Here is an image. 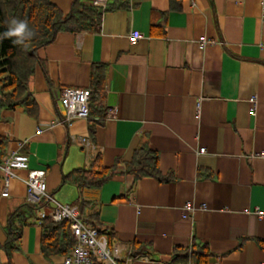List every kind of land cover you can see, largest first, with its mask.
<instances>
[{
  "label": "crops",
  "instance_id": "0c3cea01",
  "mask_svg": "<svg viewBox=\"0 0 264 264\" xmlns=\"http://www.w3.org/2000/svg\"><path fill=\"white\" fill-rule=\"evenodd\" d=\"M53 1L68 14L74 0ZM86 1L105 7L114 0ZM129 1L106 11L96 31L62 32L38 51V114L3 111L0 158L26 153L30 169L47 170L55 200L90 202L86 214L99 213L121 259L148 257L133 264H200L172 262L177 248L193 242L208 243L204 264H264V0ZM96 65L106 74L104 119L93 128L90 119L67 123L62 92L93 89ZM110 108L116 117H106ZM144 141L159 153L167 180L125 172ZM98 156L118 169L102 187L64 182ZM16 174L2 197L0 172L1 244L10 213L27 202L28 171ZM189 203L195 208L184 217ZM41 241V225L29 220L12 263L63 260L46 257ZM1 256L8 261L5 250Z\"/></svg>",
  "mask_w": 264,
  "mask_h": 264
},
{
  "label": "trees",
  "instance_id": "16d2710c",
  "mask_svg": "<svg viewBox=\"0 0 264 264\" xmlns=\"http://www.w3.org/2000/svg\"><path fill=\"white\" fill-rule=\"evenodd\" d=\"M129 2L114 0L103 7L86 0H74L70 12L65 14L53 0H0V119L4 110L17 108H23L28 114L37 116L38 104L33 95L32 84L39 60L38 51L41 48L54 43L62 32L96 31L106 11L126 8ZM13 21L27 25L21 36L5 35L14 27ZM92 83L90 120L93 128L104 119L106 74L103 65H96ZM125 172L133 174L136 179L157 177L167 180V177L160 173V155L151 148L148 141L142 142L136 148L131 161L126 164ZM117 173V168L105 167L98 156L89 168L75 169L64 175V182H70L80 190L100 188ZM89 203L80 198L77 202L82 218L97 227L100 232H104L99 213L86 214V206ZM37 209L38 205L25 202L10 213L7 225L8 239L6 243H0V264H13L11 252L18 249L16 243L21 238L22 226L29 224V219L36 215ZM108 239L111 244L110 235ZM41 243L46 257L67 256L76 244L70 221L54 222L51 218H46L42 223ZM2 250L7 252V262L2 259ZM211 255L208 243L193 242L188 248H177L172 262L195 261L204 264Z\"/></svg>",
  "mask_w": 264,
  "mask_h": 264
},
{
  "label": "built area",
  "instance_id": "2783aa9c",
  "mask_svg": "<svg viewBox=\"0 0 264 264\" xmlns=\"http://www.w3.org/2000/svg\"><path fill=\"white\" fill-rule=\"evenodd\" d=\"M139 37H141L139 32L132 34L134 41ZM207 42V39H202L201 46L204 47ZM91 98V89L66 87L61 96V102L67 115L65 121L71 123L78 118L90 119ZM251 103L252 111H255L256 96L251 98ZM116 116V108L107 109V118ZM81 144L90 147L91 141L90 139L82 138ZM205 151V148L201 149L202 153ZM18 170L28 171L26 199L29 203L39 206L36 216L32 219L33 222L41 225L46 218H51L54 222L70 221L71 232L75 237L76 244L72 251L63 258L62 264H133L136 258H148L145 255H138L136 258L126 257L121 259L110 244L107 235L82 218L78 206L60 203L52 197L48 191L47 170L30 169L29 155L26 153L13 152L0 159V172L3 179L2 197L10 196V182L14 177H17L16 172ZM194 208L195 206L190 203L185 205L184 217H188ZM200 208L205 210L207 207L202 205Z\"/></svg>",
  "mask_w": 264,
  "mask_h": 264
},
{
  "label": "clouds",
  "instance_id": "9594fccd",
  "mask_svg": "<svg viewBox=\"0 0 264 264\" xmlns=\"http://www.w3.org/2000/svg\"><path fill=\"white\" fill-rule=\"evenodd\" d=\"M13 25L14 27L10 28L9 31L5 33L6 36H12V35L21 36L25 32V29L27 27V25L24 22L13 21Z\"/></svg>",
  "mask_w": 264,
  "mask_h": 264
},
{
  "label": "rangeland",
  "instance_id": "374dc122",
  "mask_svg": "<svg viewBox=\"0 0 264 264\" xmlns=\"http://www.w3.org/2000/svg\"><path fill=\"white\" fill-rule=\"evenodd\" d=\"M60 203H63V204H68V203H66V202H64V201H60ZM74 202H71V204H73ZM64 258V257H63ZM62 259H58V261H54V263H56V264H62Z\"/></svg>",
  "mask_w": 264,
  "mask_h": 264
}]
</instances>
